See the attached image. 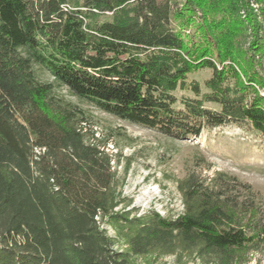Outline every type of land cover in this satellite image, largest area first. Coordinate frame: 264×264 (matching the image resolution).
I'll list each match as a JSON object with an SVG mask.
<instances>
[{"label": "trees", "instance_id": "trees-1", "mask_svg": "<svg viewBox=\"0 0 264 264\" xmlns=\"http://www.w3.org/2000/svg\"><path fill=\"white\" fill-rule=\"evenodd\" d=\"M35 64L75 97L171 138L248 126L264 140V0H0V264H133L151 253L242 264L253 208L225 178L181 179L173 218L118 209L112 155ZM199 69L211 71L205 92L187 78Z\"/></svg>", "mask_w": 264, "mask_h": 264}, {"label": "rangeland", "instance_id": "rangeland-1", "mask_svg": "<svg viewBox=\"0 0 264 264\" xmlns=\"http://www.w3.org/2000/svg\"><path fill=\"white\" fill-rule=\"evenodd\" d=\"M38 78L53 83L54 93L70 102L82 117V131L93 132L105 150L112 155V166L120 182V197L125 202L119 208L141 214L154 211L168 218L182 213L183 205L178 182L196 174L212 184L218 176L228 181V194L246 205H252L247 225L254 236L253 244L243 251L242 264L264 262V238L258 235L257 225L264 224V140L248 126L202 129L197 137L177 139L155 130L120 119L72 95L58 85L48 70L34 65ZM209 69H199L187 75L196 81L203 92ZM262 91V90H261ZM179 96L193 97L187 89H176ZM262 93V92H261ZM179 105V104H177ZM218 108L213 102H204ZM101 226L111 236L114 230L106 223ZM254 233V234H253ZM115 248H122L117 244ZM168 255L154 260V254L135 257L133 264H174ZM186 264H203L192 258Z\"/></svg>", "mask_w": 264, "mask_h": 264}]
</instances>
